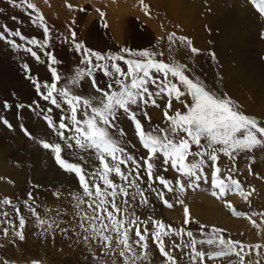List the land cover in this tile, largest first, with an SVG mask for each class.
Instances as JSON below:
<instances>
[{"label": "snow or ice", "instance_id": "obj_1", "mask_svg": "<svg viewBox=\"0 0 264 264\" xmlns=\"http://www.w3.org/2000/svg\"><path fill=\"white\" fill-rule=\"evenodd\" d=\"M8 3L24 9L30 22L42 30V39L28 38L19 29L12 30L4 25L0 26V41H6L9 48L18 53L29 54L37 63H46L51 77V82L41 81L39 75L33 73L29 63L23 62L20 66L24 79L32 85L39 99L15 107H26L32 112L39 109V113L43 114L42 118L63 142V146L46 140L38 143L53 154L54 162L63 172L76 178L82 193L72 195L75 201L73 226L61 227L63 221L58 219L61 213L57 212L56 216H52L51 210H48L49 214L42 217L37 212L38 205L33 192H29L23 204L34 218L39 234L45 238L51 235L54 239L58 231L70 242L74 236L78 244L83 243L90 251L95 242L102 255L118 253L124 264H144L150 260L149 239L164 258V264H178L177 257L165 244L164 238L172 235L181 238L179 244L173 242L172 249L179 250L186 256L188 264H215L217 261L220 264H236L231 257H236L238 264H245V256L253 249L259 256L261 245L245 246L239 241L226 238L224 230L220 228L213 227L206 231V225L190 218L187 206L184 209L183 224H199V239L186 227L176 229L151 216L147 220H141L135 214V204L138 200L140 206L149 205L146 193L150 192L166 207L171 208L173 205L165 198L166 192H183L186 187L199 188L202 182L210 183L211 195L217 199L229 193H238L247 199L254 189L246 191L240 181L234 178L239 171L236 161L240 153L251 152L256 146L264 145V121L239 111L240 105L227 93L221 97L210 91L187 64L158 60L156 57L163 53H157L152 48L122 47L118 52L96 51L87 47L83 41H78L77 32L71 26L68 28L70 37L60 36L57 39L70 45L69 51L79 57V64L67 85L58 87L64 77L57 66L63 64V61L58 59L56 50L52 47L53 29L31 0H8ZM140 3L143 4V0ZM247 3L259 20L264 22V0H247ZM67 7L73 8L71 4ZM79 11L84 12L86 9L80 8ZM97 12L101 17L104 16L99 9ZM12 19L15 21L16 17ZM75 23L73 20L72 24ZM103 26L106 28L107 24ZM260 37L264 39V23ZM168 40L170 44L179 42L193 56L200 54V49L194 47L192 40L186 36L170 33ZM34 49H38L39 53ZM209 55L216 61L215 52H210ZM122 65L126 66V70ZM189 72H192L191 77L186 74ZM97 74L103 79H98ZM86 80L95 95L86 98L73 94L69 85L83 87ZM41 100L51 107L41 108ZM158 101L163 102L164 126L156 125L151 131H146L138 116L142 115L151 122L147 109L161 108V102ZM173 101L182 105L184 110L173 111ZM7 106V101L0 104V107ZM54 109L60 112L58 123L52 116ZM122 119L131 123L143 150L139 158L126 146L131 142L124 139L126 132L120 126ZM0 125L13 128L7 120H0ZM20 130L25 136L35 139L23 124L20 125ZM65 148L73 158L82 163L66 159L62 155ZM222 156L228 158L231 166L221 167ZM252 162L250 158L249 174H252ZM85 166H89L91 170ZM170 169L177 174L175 185L172 180L159 174L167 173ZM113 175L121 183H115L111 178ZM145 176L146 188L141 187ZM157 183L162 189L154 186ZM53 195L58 199L61 194L54 191ZM225 206L232 208L227 201ZM8 207L14 210L15 221L10 219L11 213L6 210ZM233 214L244 215L238 212ZM252 215L264 216V212ZM149 222L152 225L151 232L147 227ZM251 222L256 225L254 220ZM0 223L8 225L2 230L5 237L11 233L20 241L25 239V217L20 206L11 198L0 199ZM141 225H144L143 229ZM133 229L135 240L131 238ZM204 246H207V250ZM137 248L140 249L139 252ZM92 255L95 257V252ZM113 264H116L115 260Z\"/></svg>", "mask_w": 264, "mask_h": 264}, {"label": "rangeland", "instance_id": "obj_2", "mask_svg": "<svg viewBox=\"0 0 264 264\" xmlns=\"http://www.w3.org/2000/svg\"><path fill=\"white\" fill-rule=\"evenodd\" d=\"M113 1L114 0H85L83 1L84 3L81 4L76 2L70 3L68 0H31V2L35 3L43 13L49 27L53 29L54 39L52 47L56 50L58 59L63 61V64L57 66L58 71L62 77H64L58 87L67 85L68 80L72 78L77 65L79 64V57L74 52L69 51L70 45L62 43L60 39H57V37L60 36L70 37L68 28L71 26L77 32V40L83 41L87 47L96 51L103 53L118 52L122 47L132 49L152 48L157 53H163L162 56L158 55L156 57L158 60H163L166 63L187 64L189 68L192 69V72L199 76L206 84L210 91L221 97L227 93L233 101L240 105L239 111L245 115L255 116L257 119L264 121V95L263 97L258 96L259 91H256L255 89L250 90L249 87L244 86L241 82L236 83L235 86L232 83L230 84V73L228 72V70L235 64V60L232 58L233 54L239 57L240 53L236 52V50L242 46L248 47L250 50L247 51V54L249 55V58L247 59L249 68H254L255 71H257L258 66H263L264 68V39H261L260 37L262 23L264 22L259 20L258 15L255 12L254 17L250 19L242 18L241 23H258L256 32H252L246 40L239 41L238 43L240 45L233 48V50H228L227 46L229 39L233 36L241 38V34L237 31L223 33L222 35L219 34L213 24L209 20L203 18V15L209 12L208 6H202L198 10H195V20L189 21L182 20V13L178 10H170L167 3L166 5H163L161 0H143V4L140 3V0H137L143 10V16L146 18L142 16L140 17L134 13L129 14L130 16L128 20L130 19L132 21L134 30L137 31V37H139L142 42L141 45H132L130 42L127 43V40H118L109 27L110 25L107 19L106 10L108 8L109 17L115 20V18H113L114 16L111 14L113 9L111 8V5L114 7ZM214 1L215 0H212L211 2ZM228 1L229 0H224L221 5H224ZM238 1L241 5H249L248 7H251V5L247 3V0ZM68 4H71L73 8L69 9L67 7ZM80 8H85L86 11L81 12L79 11ZM97 9L104 13L103 17L100 16ZM12 17H16V20L14 21ZM150 19L151 22H149ZM73 20L76 21L75 24H72ZM86 20H89V23H85ZM231 20L232 19H226V22L230 23ZM117 21L119 23V19H117ZM105 23L107 24L106 28L103 26ZM4 25H7L8 28L12 30L19 29L28 38L36 37L42 39V30L39 26L33 25L30 22L29 16L23 8L13 7L8 3V0H0V26ZM151 25H154L155 27L157 26L156 37L154 38H152L153 34H151L152 37H149V27L154 28V26ZM127 27L128 26H125L127 33L124 35L126 39L130 35L135 34L134 31L128 30L130 27ZM170 33H175L177 36H186L191 39L193 46L200 49V54L193 56L190 51L186 47L181 46L179 42L176 44H170L168 40V35ZM96 34L99 37H96ZM11 38L12 37H8V39ZM91 40L98 46H93L90 42ZM147 40H151L150 45L145 44ZM225 49L226 51L222 53ZM34 50L39 53L38 49ZM210 52L216 53V61L212 60L209 55ZM237 60L240 61L241 58H237ZM23 62L29 63L33 69V73L38 74L41 81L48 80L51 82L50 73L48 72L46 63H37L29 54L24 52L18 53L10 49L6 41H0V104L4 101H7L8 104L7 107H0V120H7L11 123L12 115H23L21 118L32 119V122H36L35 117H38L37 119H40L42 128L45 130L44 132L49 133V130L51 131V129L42 118L43 114L39 113V109H37L36 112H32L28 111L26 107L24 109H17L15 107V105L18 104L27 105L31 101L39 99V97L36 96L32 85L24 79V73L20 66ZM243 66H245V64ZM122 67L126 70V66L122 65ZM192 72L186 74L191 77ZM97 75L98 79H103L99 74ZM260 78L264 79L262 76H260ZM69 87L73 94L82 95L86 98L95 95L87 80L84 82L83 87L71 85H69ZM152 90L154 91L155 89ZM166 100L167 98H165L164 102H166ZM188 100L190 102V98H188ZM41 103L45 104L43 107L40 106L41 108L46 109L51 107V105L42 100L40 101V105ZM176 109H180L181 111L184 110L182 105L173 101V111ZM147 111L152 118L151 122L145 120L142 115L138 116L144 124L146 131H151L156 125H160L161 127L164 126L162 115L163 102H161V108L149 107ZM59 115V110L54 109L52 116L57 123ZM38 123L40 124V122ZM38 126L40 127L41 125ZM120 126L123 127L126 132V136L124 137L125 141L131 142L126 144V146L133 155H136L137 158H139V155L143 150L139 146V141L136 139L131 123L127 119H122ZM29 132L31 133V131ZM27 139L30 138L27 137ZM41 140H46L50 143H61L63 146V142L59 140V137L55 133L52 137L40 135L38 141ZM132 145H135V147ZM29 146L30 145L27 144H19L20 149H27ZM36 148L37 151L39 150L38 152L34 150L32 146L29 149L30 153H34L36 156L31 159L29 158L30 154L27 153L22 163L26 165V167H24L25 170L29 171L26 172L28 177V180H26L28 181L26 186L30 188V190H27L22 195L17 194L16 192L13 195H10L9 193L13 189V180L10 177L6 179L0 178V182L7 183L6 188H4L5 185L0 184V199L8 197L11 198L14 203L21 205V213L25 217V220H27V217L33 218L23 204V201L27 199V194L29 192L34 191L33 195L36 204L38 205L37 212L41 216H44V213L50 210L46 204L47 200L45 201V199H43L44 196L38 195L41 190L66 191L68 199L71 198L68 202L72 206L75 201H73L71 194H82L80 193L76 178L71 174L63 172L56 165L53 159V154L49 150L43 149L38 142ZM46 151L50 152V157L43 156ZM62 155L72 162L82 163L73 158L66 148ZM250 158L253 161L252 174H249L248 172ZM236 163L239 171L234 175V178L240 181L246 191L254 189L247 199L238 193H229L227 196L217 199L211 195L212 189L210 183L205 184L202 182L199 188L186 187V190L183 192L165 193V198L172 205L176 206L177 214L180 216L177 217L178 219L169 218L168 215L161 210V208L166 206L156 198L155 194L150 192L146 193L150 201L149 205L140 206L139 201L137 200L135 204V214L139 216L141 220H147L148 217L151 216L153 219L161 220L165 224L171 225L176 229L186 227L187 230L193 231L194 235L199 239V224L190 223L187 226L183 224L185 206H190V204H182L178 201H184V199L191 200L195 194H201L198 196L197 200L193 199L194 202L200 203L204 209L213 208L214 210H220V215L217 214V219L208 222L202 221L190 210V218L193 221H199L200 224L206 225V231L213 227L223 229V234L226 238L239 241L245 246L261 245L262 247L259 249V256L257 255L256 250L253 249L249 255L245 256V264H257V261H259V264H264V216L252 215V213L264 212V145L256 146L251 152L240 153ZM229 166H231V162L227 157L222 156L221 167ZM85 167L91 170L89 166ZM121 167L123 170L127 171L123 166ZM31 170L39 172L42 181H39L38 177L34 178ZM159 174L164 175L166 179L172 180L173 185H175L177 174L171 171V169L167 173L160 172ZM111 178L115 183H121L118 177L113 175ZM144 181L145 182L141 187L146 188V176L144 177ZM37 185L40 187L36 188ZM185 185H187L186 181ZM154 186L158 189H162V186L158 183ZM67 192L69 194H67ZM157 201L159 202L158 205L156 203ZM225 201L232 205L231 209L225 206ZM150 208L155 210L153 215H149ZM6 210L9 213H14V210L10 207L6 208ZM234 212L242 213L244 215H234ZM249 217H251V220ZM252 220L256 222L255 226L252 224ZM29 223L30 222L26 221L27 228H32L31 226H28ZM64 223L65 222L61 224V227H68ZM5 227H8V225L0 223V264H113V260L116 261V264H124L123 258H121L118 253L115 255L109 254V256L102 255L101 250L96 246L95 242L92 243V249L90 251L83 243L78 244L75 241L74 244L71 243L68 245V243L63 242L62 239H65L66 237H62L58 231L53 239L51 235L47 238L41 236L39 230H37V233L27 235H25V231V239L20 241L18 238H14L11 233L5 237L2 234V230ZM140 227L143 229L144 225H141ZM147 227L151 232V222L148 223ZM131 238L133 240L136 239L135 229L131 232ZM164 239L167 249L172 250L173 255L177 257L178 264H188L186 256H183L179 250L172 249L173 242L179 244L181 238L172 235L170 237H165ZM184 239L187 240V237H184ZM204 248L207 250V246H204ZM139 251L140 249L137 248V252ZM245 251H247V248H245ZM92 252H95V257H93ZM149 253L150 260L145 261L144 264H164V258L159 254L158 249L155 244L152 243L151 239H149ZM231 259L238 264L236 257H231ZM209 264H212V262H209ZM215 264H220V262L217 261Z\"/></svg>", "mask_w": 264, "mask_h": 264}, {"label": "bare ground", "instance_id": "obj_3", "mask_svg": "<svg viewBox=\"0 0 264 264\" xmlns=\"http://www.w3.org/2000/svg\"><path fill=\"white\" fill-rule=\"evenodd\" d=\"M161 1L163 5L164 4L166 5L167 3V6L170 10L172 11L178 10L180 13H182L183 15L182 20H189V21L195 20L196 18L195 10H198L202 6H208L209 7L208 9H211V10H209V12L207 11L208 13L203 15V18L205 20H209L213 24L214 28L217 29V32L219 34L222 35L223 33L235 32V31H237L238 33L240 32L241 34V38L237 36H233L229 39V43L227 46L228 50H233V48L240 45L238 43L239 41L246 40L249 37V35L252 32H256L258 28V23L257 24H251V23L242 24L241 23L242 18L250 19L254 17L255 14H254V10L252 9V7H248L249 5L248 6L241 5L238 0H229L224 5H221L224 2V0H215L214 2H211L212 0H161ZM113 2H114L113 3L114 7L111 5V8H113L111 11V14L114 16L115 21H116V25H115L116 31L120 30V27H119L120 23L117 25V18L120 20L122 17L126 16L130 12L136 13L138 15L142 14L141 16L144 17L143 10L140 7L137 0H114ZM226 19H232V20L229 23V22H226ZM149 22H151V19ZM151 26H154V25H151ZM156 27L154 26L155 29L154 28L152 29L156 30ZM226 49L223 50L222 53H224ZM248 50H249L248 47L242 46L236 50V52L240 53L239 57L233 54L232 58L235 60V64L228 70V72L230 73V81H231L230 84L232 83L235 86L236 83L241 82L244 84V86L249 87L250 90L255 89L256 91H259L258 96L263 97L264 79L263 78L261 79L260 76L264 77V68L263 66H258L257 71H255L254 68H249L248 63H247V59L249 58L248 57L249 55L247 54ZM237 58H241V60L238 61ZM244 64L245 66H243ZM44 105H45L44 103H41L40 106L43 107ZM21 116L23 115H20V116L12 115V119H11V124L13 125L12 129H8L7 127H4L3 125H0V152H1L0 153V178L6 179L10 177L13 180V183H12L13 189L9 193L10 195H13L15 192L17 194L22 195L27 190H30V188L26 186L28 182L26 181L28 180L26 172L28 170H25L24 167H26V165L22 163L27 153L30 154L29 158L31 159H33L36 156V154L30 153L29 149L32 146L34 150L37 151L36 147H37L38 137L40 135L45 136V137H52V135H54V132L52 130L51 131L49 130V133L44 132L45 130L42 128V123L40 119H37L38 117H35L36 122H32V119L29 120L28 118H21ZM38 122H40V124ZM34 123H35V126H34ZM21 124H23L29 131H31L32 137H34L35 139H31V138L27 139V136H25L24 133L20 130ZM38 125H41V126L39 127ZM20 143L27 144L30 146L27 149H23V148L20 149L19 148ZM49 153H50L49 151H46V153L43 154V156L50 157ZM31 172H33L32 175H34V178L38 177L39 181H42V178L40 177L39 172L32 171V170ZM0 184L5 185L4 188L7 187L6 185L7 183L5 182H0ZM54 191L60 192L61 195L58 199L53 195ZM54 191L53 190H50V191L41 190L38 195H43L44 196L43 199H45V201L47 200L46 204L48 205V208H50L51 210L50 214L52 216H56L57 212H60L61 215L58 217V219L65 222L64 224L67 225L68 227L73 226L72 216L74 214L75 209L68 202L69 200H71V198L69 197L70 199H68V195H66V191L65 192L57 191V190H54ZM67 194L69 193L67 192ZM200 195L201 194H195L193 196V199L197 200L198 196ZM193 199L192 198L191 200L184 199L182 204L189 203L190 206H187L188 211L191 210L192 212H194L196 214V217H198L202 221L211 222L212 220L217 219V214L220 215V210H214L213 208L204 209L200 203L198 202L195 203ZM156 203L158 205L159 202L157 201ZM19 206L21 208V205ZM161 210L165 214H167L169 218L175 219L177 217H180L177 214L175 205H173V207L171 208H168V207L161 208ZM149 211H150L149 215L150 214L153 215V213H155L154 212L155 210L153 208H150ZM48 214H49V211L45 212L44 216ZM10 219L14 221L16 220L14 213H11ZM26 221L30 222L28 226H31L32 228H29V227L27 228L26 226V228L24 229V232L26 231L25 235L37 233L38 229L36 228L34 224L33 218L27 217ZM17 225H18V221H17ZM78 230L79 229H77V231ZM69 235L71 236L72 233L70 232ZM62 241L70 245L71 243L74 244L76 240H75V237L73 236L71 242L67 238L62 239Z\"/></svg>", "mask_w": 264, "mask_h": 264}, {"label": "crops", "instance_id": "obj_4", "mask_svg": "<svg viewBox=\"0 0 264 264\" xmlns=\"http://www.w3.org/2000/svg\"><path fill=\"white\" fill-rule=\"evenodd\" d=\"M83 1H85V0H68V2H70V3H73V2H76V3H84ZM106 12H107V19H108V21H109V27H110V29H111V31L114 33V35H115V37L118 39V40H124V41H126L127 43L128 42H130V44H132V45H141L142 44V42H141V39L139 38V37H137V31L136 30H134V26H133V23H132V21L129 19L128 20V18H129V14H131V13H133V12H130L129 14H127L126 16H124V17H122L120 20H119V23H120V25H119V27H120V30H117L116 31V24H115V20H113V19H111L110 17H109V14H108V8H107V10H106ZM134 14H136V13H134ZM136 15H138V14H136ZM138 16H140L141 17V15H138ZM114 18V17H113ZM118 19V18H117ZM146 22V21H145ZM85 23H89V20L87 21H85ZM118 23V21H117V25L119 24ZM125 26H128V27H130V28H128V30L129 31H134L135 32V34L134 35H130L127 39L124 37V35L127 33V31L125 30ZM150 26V25H149ZM92 27V26H91ZM132 28V29H131ZM149 30H150V34H149V37H152L151 36V34H153V37L152 38H154V37H156V30H153L151 27H149ZM126 31V32H125ZM117 33V34H116ZM96 37H99L97 34H96ZM89 41V40H88ZM91 43H92V45L93 46H98V45H96V43L94 42V41H90ZM151 40H147L146 42H145V44L146 45H150L151 43ZM149 43V44H148Z\"/></svg>", "mask_w": 264, "mask_h": 264}]
</instances>
